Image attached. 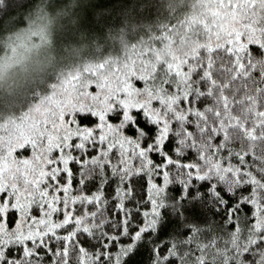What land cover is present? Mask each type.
I'll return each instance as SVG.
<instances>
[{
    "label": "snow or ice",
    "instance_id": "1",
    "mask_svg": "<svg viewBox=\"0 0 264 264\" xmlns=\"http://www.w3.org/2000/svg\"><path fill=\"white\" fill-rule=\"evenodd\" d=\"M53 7L0 0V264H264V0Z\"/></svg>",
    "mask_w": 264,
    "mask_h": 264
},
{
    "label": "trees",
    "instance_id": "2",
    "mask_svg": "<svg viewBox=\"0 0 264 264\" xmlns=\"http://www.w3.org/2000/svg\"><path fill=\"white\" fill-rule=\"evenodd\" d=\"M38 2V0H37ZM48 3L53 4L55 7L50 8L49 12L55 14L58 7L62 6L64 3H67L68 0H47ZM83 3H87V0H82ZM105 6L107 5L108 0H103ZM88 15L93 14V10L90 8L83 9ZM58 24H66V19L62 18L58 20ZM3 46H4V36L3 33H0V55H3ZM47 71H51V69H47ZM31 84L30 78H25L21 80V86L19 84L17 86L12 85V91H9L7 87L0 86V106H4L5 104L12 103L15 101L17 104L22 102L25 99V93L29 89ZM91 90L95 91V86H90Z\"/></svg>",
    "mask_w": 264,
    "mask_h": 264
},
{
    "label": "rangeland",
    "instance_id": "3",
    "mask_svg": "<svg viewBox=\"0 0 264 264\" xmlns=\"http://www.w3.org/2000/svg\"><path fill=\"white\" fill-rule=\"evenodd\" d=\"M22 55H24V53H22ZM24 76H18L16 78V82L14 84H12L13 86H17L19 84V86H21V80L23 79Z\"/></svg>",
    "mask_w": 264,
    "mask_h": 264
}]
</instances>
